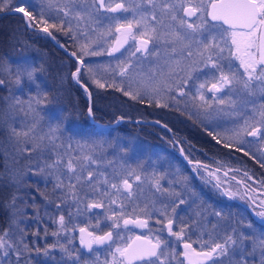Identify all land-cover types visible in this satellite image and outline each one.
Listing matches in <instances>:
<instances>
[{"label":"snow or ice","instance_id":"obj_1","mask_svg":"<svg viewBox=\"0 0 264 264\" xmlns=\"http://www.w3.org/2000/svg\"><path fill=\"white\" fill-rule=\"evenodd\" d=\"M12 3L13 0H0V12L12 11ZM54 4L55 0H47L46 7L48 11L52 10ZM143 5H147L150 11L145 10ZM36 6L35 4L30 5L34 9ZM101 9L107 13L131 11L133 14L132 20L117 22L114 29L109 25L107 31L99 33L100 40H103L105 44L111 41L108 54L112 55L120 52L130 39L137 46L135 51L130 53L127 63L117 64L116 69L112 70L115 75L128 80L129 90H126L122 85L117 86L115 80L112 83L103 82L100 78H97L93 67L85 63V57L98 56L101 55V52L92 51L93 44H97L99 41L89 38L87 30L83 32L86 42L79 43L78 51L70 53V56L76 62L71 77L82 89L89 102L87 108L89 115L93 113V93L89 90L90 86L85 82V77L96 88H117L124 96L130 97L133 101L139 100L143 103L144 95H150L151 98L147 102L149 104L155 102L158 107H169L168 102L162 103L161 100L173 101L178 105L180 100L177 97L187 98L191 102L193 110L189 112L190 117L200 114L207 117L216 105V111L235 116L238 121H242L230 130L231 135L228 136L229 141L234 140L236 143H224V147H236V150L244 152V155H249V153L244 148L237 147V144L251 143V141L245 139L246 136L258 137L261 141H264V0H140V4L133 9L126 7L123 2L113 4L111 0L108 3L105 0H65L63 7L56 5V13L57 16L63 13L64 17L69 18L68 28L64 27L63 20L57 24L55 22L50 23L49 18H45V0H40L38 16L33 15V12L27 11L23 6L16 7L14 11L22 13L27 18V26L38 28L40 32L53 40H56L54 31L62 32L77 40V34L71 28V19L75 18L77 21H83L87 17L89 21H93L94 14L100 15ZM157 9L160 12L159 17L156 14ZM109 19L116 20L117 18L109 17ZM197 35L201 39H195ZM209 37L211 38L209 39ZM193 44L196 45L195 51L192 50ZM157 45H162L165 50L162 63H158L155 69H149L147 73L139 71L133 77L132 72L135 66L132 58L138 59V53L141 56H155L158 61L161 60L162 54ZM152 48L157 50L154 52ZM226 49L228 52L227 57L224 55ZM233 57L239 61L236 71L232 70L233 65L229 59ZM226 59L229 60L227 72L224 71V64L222 63ZM239 69H242V71ZM41 70L43 69H37L27 62L13 64L7 60H0V74H6L7 76V79L0 78V86L6 84L20 86L23 78L35 83L34 74ZM209 73H211L209 78L198 85H193L195 87L194 93L185 90L189 87L190 81L198 79L200 75L207 77ZM36 87V95L30 94L26 101L14 95L2 99L10 110L19 108L20 111H24L26 106L30 113L38 115L40 106L48 102V93L43 92L40 85H36ZM226 87L233 94L238 89L241 95L237 96L236 99H232L231 96L228 99L220 98L218 93ZM173 90L176 91V96L169 95ZM209 94L211 99L208 98ZM157 123L159 122L157 121ZM37 124L38 121L27 127L26 130L17 129L9 124L8 135L14 143L31 144L30 148H17V152L35 151L41 147V142L45 139L52 144L58 138L56 134L61 130L62 121H58L54 127H51L47 136L42 135L39 137L35 135ZM164 127L167 128V125H164ZM207 134L214 140L222 142L218 139V134H214L213 131H208ZM77 147L82 148L84 146L77 145ZM69 148H71V145H69ZM0 156L4 158V168L7 171L9 153L0 151ZM80 159V157H76L75 160L69 158L64 163L63 159L58 157L47 165V167L55 169L64 164L68 173L75 177L76 183L70 182L68 185H65L60 177H56L53 189L55 191L67 187L73 200H78L76 184L82 180H86L91 184L94 179V173L91 171L87 173L86 177L77 174V165ZM253 159H256V157L253 156ZM83 161L84 163L79 165L81 170H83L84 164L98 163L91 154L83 156ZM257 162L260 163L259 160ZM109 163L111 164V161ZM197 165H199V162H197ZM203 167L206 168L207 166ZM261 167H264V163H261ZM215 175L214 172L209 173L211 177H215ZM244 175L247 176L248 174L244 173ZM9 176L10 182L17 185L22 179V177L18 179L11 172H9ZM2 177L3 174L0 173V178ZM164 178L163 174L155 172L151 175L142 176L135 168L130 167H125L120 172H114L112 179L118 182L110 183L109 178L105 176L103 184L109 185L110 189L115 190L117 195L123 194L129 200L134 199L138 191L142 192L140 185L145 181L152 185L156 193H159L162 197H167L169 200L168 204H163L160 208L155 207V201H153L151 208L147 205L140 208L137 204L133 207L131 214H126L125 205L122 203L119 215L113 211L112 215L107 217V219L113 221L112 228L120 227L117 222L119 220H123L125 226L135 225L139 228H148L149 219L155 212L159 215L156 222L161 225L160 231L166 229L170 237H175L176 241L183 243V252L179 255H182L188 264H225V261H227V264H264V231L257 233L252 221L245 223L243 219L237 220L235 222L236 226L231 228V231L225 235L222 242L216 241L211 234H208L209 238L207 240L200 237L197 240H191L187 225H177V220L180 218L176 209L179 205L185 204L186 201L180 199V192L162 186L161 180ZM169 183L171 184V182ZM176 183L179 184L180 181ZM238 183L245 184L247 188V191L240 198L250 201L255 215L264 224V191H261V189H264V181L258 182L260 184L259 189L248 187L245 181H239ZM214 186L217 188L221 186L218 177ZM93 190L96 189L93 188ZM222 194L229 198L240 195L230 189H225ZM100 195L110 196V192H102ZM16 199V195L13 194L10 202L5 205L6 208L13 210V214L17 211L15 207ZM115 203V199L109 200V204ZM169 205H171L170 211ZM57 207L59 208V205ZM102 207H104L102 203L94 202L88 205V208ZM109 210L111 211V209ZM137 211L148 218H141L140 215H137ZM126 215H134L135 218H125ZM215 215L223 218L220 212H216ZM58 222L63 230L65 216L60 215ZM177 226L178 230H174V227ZM95 227L100 228L99 222ZM215 227L213 225V228ZM79 232L80 244L87 248L89 252L94 251L93 245H107L111 248L112 244L115 243L112 230L97 235L89 231L88 228L81 227ZM7 235V229L0 235V251L3 253V257H0V259L8 257L9 249L16 251L15 246L5 238ZM52 235L55 236L58 233L54 232ZM203 235L204 233H201V237ZM193 244H199L200 250L193 247ZM24 247L26 248L27 245H24ZM50 247H55V245ZM44 251L47 254L48 250L45 249ZM16 255L19 257V252H16ZM171 260H176L177 264H183V261L178 259L175 247H170L169 241L161 239L160 236H156L154 240L136 236L130 243L123 246L117 245L114 251L111 252V259H105L103 264H132L133 261H140L143 264H170Z\"/></svg>","mask_w":264,"mask_h":264},{"label":"rangeland","instance_id":"obj_2","mask_svg":"<svg viewBox=\"0 0 264 264\" xmlns=\"http://www.w3.org/2000/svg\"><path fill=\"white\" fill-rule=\"evenodd\" d=\"M126 7L129 9L135 8L138 4H140V0H121ZM106 3L109 2V0H105ZM112 2V1H111ZM37 5L35 9L33 7H30V5ZM65 4V0H55V4L51 11H48L46 5L47 0H45V18H53V17H62L64 21H67L69 18H66L63 16V13H60L59 16H57L56 13V5H59L60 7H63ZM25 7L27 11L33 12V15H37L40 11V0H13V3L11 7ZM143 8L145 10H149L147 5H143ZM77 10H79L77 8ZM126 14V20H132L133 14L131 11L123 13ZM157 16H160L159 9H157ZM95 17L100 18L99 25L97 26V29L100 30L98 33H96V37L99 38V33L103 31H107V28L109 25H111L114 29V26L118 22V20L109 19V17H115L114 15L107 13L105 11H102V13L99 16ZM26 17L23 16V20L26 23ZM75 19V18H74ZM87 19V17L85 18ZM76 20V19H75ZM77 21V20H76ZM50 23L51 20H49ZM197 23L199 21H196ZM167 23V21H166ZM38 33L41 35L46 36V34L40 32L38 30ZM79 33V32H77ZM215 35V33H213ZM47 37V36H46ZM78 39L75 41V47L76 51H78V44L85 41V37L82 35L77 36ZM211 37H209L210 39ZM93 40V38H91ZM114 39V37H113ZM195 39H201L199 35L195 37ZM111 41H109L108 44L104 43V49L108 54V49L110 47ZM152 46L150 45V48ZM157 47L160 49L162 58L161 60H157L155 56H141V54H137V58H132L133 65L135 66L134 71L132 72V76L135 77L136 73L139 71H143L147 73L149 69H155L158 63H162L163 54L164 51L162 50V45H157ZM196 45L193 44L192 50L195 51ZM102 49V47H101ZM101 49L92 47V51L99 52ZM156 48H152V51H156ZM135 48L133 43H129L127 47L124 49V51L121 52L120 55L114 56L109 55L107 57H103L101 61L97 60L95 63L90 64V66L93 67L94 71L96 72L97 78H100L103 82H113L115 80V83L117 86H123L126 90L128 89V80L126 78H121L118 75H115L113 73V69H116L117 64L120 63H127L128 59L130 58V53L134 52ZM23 57V56H22ZM22 57L15 60V63L22 61ZM76 66V62H75ZM39 69V68H37ZM118 71V69H117ZM34 75L39 77V71H37ZM71 75V72H70ZM72 78V77H71ZM87 78V77H86ZM88 79V78H87ZM24 82H27L26 86L34 87L37 91L36 85L38 84L37 81L35 83H32L28 81L26 78H23ZM90 81V80H89ZM203 82V80H199ZM91 82V81H90ZM193 84L197 85L195 80L190 81L189 87L186 88V91H189L191 87H193ZM21 86V85H20ZM20 86H16L14 84L7 85V90L11 88V92L8 91V95H14L16 97H19L21 100H27L29 95H35L33 94L32 90L29 88H24V92L21 94L20 92ZM135 87V85H133ZM41 89V87H40ZM117 89V88H116ZM18 91V92H17ZM32 92V93H29ZM169 95L176 96L177 93L175 90H173ZM6 97V96H5ZM24 97V99H22ZM144 99L148 100L151 98L150 95H144ZM178 98V97H177ZM161 102H168L169 107L175 109L174 117L175 120L176 114L178 111V105L173 101H165L161 100ZM156 104L155 102H153ZM184 103L186 106H188L190 111L192 110L191 102L185 98ZM6 105V103H5ZM46 105H41L38 109V115L35 113H30L26 106L24 111H20L19 108L13 110L9 109L7 105L5 106L6 110L8 111L7 114L3 115V112L0 111V120H2L4 125V128H6V132L3 139V143H5V148L8 149V153L11 155V160L13 161L12 170L17 175H20L24 172H29V174H25V180L27 177H30L35 182H40L43 185L48 184L49 186H45L44 194H47L48 199H51L58 204L60 203V207L58 208L59 211H64V216H66L75 223V228H77L79 225H82L91 232H94L96 234L101 233L107 229H111L113 231V239L115 240V243L112 244L111 248H109L107 245H104L102 247H95L93 248L94 251L85 253L80 247L74 248L73 245L68 244V246L63 249L62 251H54V253H42L39 254L38 251H35L33 255L27 257L23 261L20 262V264H103V261L105 259H111V252L114 251L115 247L117 245L123 246L127 242V240L135 233H142L149 238H154L156 236H160L161 239L167 240L170 243V247H175L178 259L181 258L179 255L181 253L180 243L176 241L175 237H170L168 233L164 231H160L161 225L158 224L156 221L159 218L158 213L153 212L151 218L149 219V226L147 229H144L143 231H139L133 227H128L123 224H121V220L117 221L120 225L119 228H112L113 221L107 219L108 216H111L113 211L119 215L120 213V205L123 203L125 205V212L126 214H131L133 207L135 205H139L140 208H144L145 205H147L149 208L152 207L153 201H155V207L160 208L163 204H168L169 200L167 197H162L159 193L155 192V189L152 187V185L145 181L143 184L140 185V188L142 189V192L138 191L135 198L132 200H129L126 196L123 194L117 195L115 190H111L109 185L103 184V179L105 176L109 178L110 183L112 182H118L116 180H113V174L114 172H120L125 167L135 168L139 174L142 176L144 175H151L153 172L158 174H163L164 179L161 180V184L164 188H169L170 190H175L177 192L181 193L180 199H183L186 201L185 204H182L184 207V210H188L189 212H192L190 216L187 217H181L179 221L189 220L187 224H181L177 223L178 226H184L187 225L189 231L188 235L191 237V240H197L198 237L207 240L209 238L208 234H211L215 240L217 241L220 237L227 234L231 231V228L235 225V222L237 220L243 219L245 217V213L249 214L253 219L256 220L257 225H254V229L257 231V233L264 231V224L261 223V219L257 217L253 211V206L250 204V201L247 199H241L240 196L243 194L238 190L237 186L231 182L229 188L233 192H238L240 195L229 198L228 196L224 195L225 202L233 201L235 202L239 207L237 211H224L222 214L223 218L217 217L215 215L218 210H216V204H219L218 202L212 203L209 202L205 196L201 193H197L191 186V184H188L187 177L185 175H180V167L178 166V163L173 157V153H171L170 150H167L163 147H153L148 145L145 141L136 139L132 136L129 137H113V134H106L102 133L99 135H94L91 132H74L69 131L65 129L64 126V120H65V113L62 110L61 107H51L49 106L45 107ZM217 106L214 107V110L211 112L210 115L213 114L215 116V113H218V111L215 110ZM19 110L20 113H16V111ZM9 114V116H8ZM21 114H24L23 116H19ZM18 115V116H17ZM202 119H208L209 116L205 117L203 114ZM219 115V113H218ZM222 116V115H221ZM221 116L218 117L217 125L218 129L221 128L222 130H227L228 128H234L229 123H242V121H238L237 117L235 116ZM14 117V119H13ZM23 117V118H22ZM162 117L167 118L168 120H171L167 114H162ZM23 119V120H22ZM22 121V122H21ZM37 128L35 131V135L37 137L39 136H47L49 134V129L51 127H54L58 121H62V127L61 130L56 134L57 139L54 141V143L50 144L47 139L41 142V147L37 150L32 151L33 153L31 155L36 156L35 158L23 160V161H17V159L23 157L29 152H17V148H24V147H31V144L24 145V144H16L13 140L9 138L8 135V126L11 124L13 127L16 126L17 129L26 130L27 127H30L33 123L37 122ZM220 129V130H221ZM227 134V133H226ZM7 144H6V142ZM69 145H73V148H69ZM77 145H83L84 147L78 148ZM4 151V144L3 146ZM68 149H73V153H68ZM91 154L94 159L98 161L97 164H91L87 163L84 164L83 170L80 168V164H83V156ZM58 157H61L64 161V163L67 162L69 158H73L75 160L76 157H80V161L77 165V174L81 175L82 177H86L87 173L89 171L94 173V179L91 184H89L86 180H82L80 183L76 184V191L78 195V200H73L71 197V193L68 192L67 187L64 189H54V185L56 183V177H60L65 185H68L71 183H76L75 177L72 176L70 173H68L66 167H64V164L59 165L57 168H49L47 165L51 164L53 161H55ZM17 161V162H16ZM111 161V164L109 163ZM22 162V163H21ZM42 170V171H41ZM51 173V175H49ZM244 177H248L243 175ZM20 179V178H18ZM177 181H180V183H176ZM251 181V180H250ZM30 183V181H28ZM28 182H25L23 180H20V183L18 185H27ZM131 182V181H130ZM171 182V184L169 183ZM214 185H216L215 181H212ZM253 182V181H251ZM31 184V183H30ZM37 185V183H35ZM17 185V184H14ZM221 185V184H220ZM32 189L38 191V188L33 186ZM136 186L134 185V188ZM223 187L222 185L220 188ZM93 188L96 190L94 191ZM224 188V187H223ZM226 188H224L225 190ZM34 190V191H35ZM110 192V196H101L100 193L102 192ZM16 201V209L17 211L13 214V210L10 211V221H11V234L15 236V238H18L21 240L22 238V222H24V217L22 216L21 212V204L20 199H22V196H17ZM110 199H115V204H109ZM102 203L104 207L102 208H88V205L91 203ZM182 205H179L182 206ZM179 207L176 209H179ZM216 209H215V208ZM171 205H169V211H170ZM111 209V211L109 210ZM44 210V209H43ZM216 210L215 212H213ZM259 210V209H257ZM58 211V210H57ZM46 215L51 216V219H53L54 212H46L44 211ZM59 212V213H60ZM199 213V215H197ZM31 216V213H29ZM36 214V217L38 214L36 212L33 213V216ZM137 215H140L141 217L148 218L143 215V213H139L137 211ZM134 216V215H133ZM56 219H59V216L56 217ZM244 220V219H243ZM15 221V223H13ZM178 221V220H177ZM99 222L100 228L97 229L95 225ZM80 223V224H79ZM245 223L247 221L245 220ZM213 225L216 227L213 228ZM178 226L174 227V230H178ZM250 231V230H249ZM201 233H204V235L201 237ZM118 234V235H117ZM193 247L197 248V250L200 249L199 244H193ZM0 257H3L2 251H0ZM79 257V259H77ZM173 264H177L176 260H171ZM0 264H9L8 258L0 259ZM134 264H143L142 262H134ZM225 264H227V261H225Z\"/></svg>","mask_w":264,"mask_h":264},{"label":"trees","instance_id":"obj_3","mask_svg":"<svg viewBox=\"0 0 264 264\" xmlns=\"http://www.w3.org/2000/svg\"><path fill=\"white\" fill-rule=\"evenodd\" d=\"M100 13H102V11H100ZM49 20L59 24L63 19L62 17H53L49 18ZM99 21L100 18L95 16L93 21H89L88 19L83 21H76L74 18L71 19V28L77 36L82 35L85 37L83 32L87 30L89 38L99 41L97 44H93L92 47L98 49H101L102 47L99 51L101 52V55L85 57V63L88 65L95 63L97 60L101 61L103 57L105 58L109 56L106 52H104L105 49L103 40L96 37V33H98V31L100 32V30L97 29ZM68 26L69 19L64 21V27L68 28ZM54 35L56 36V41L58 43L70 51H76V47L74 45L75 41L71 38V36L56 31H54ZM20 57H22V61L19 62H27L35 68L43 69L39 71V77L37 76L36 78V75H34V79L35 81L39 80L37 83L41 84V90L48 93V102L44 105L47 107L49 106V108L61 107L64 111L65 129L71 132H91L94 135L102 133L108 135L112 133L113 137L132 136L136 139L145 141L150 146L163 147L170 151L171 149H176V144L173 140L180 142V137L176 131V125L173 119L175 109L158 107L154 103L149 104L147 102L148 100L144 98L143 103L139 100L133 101L130 97L124 96L123 93L118 91L116 88L98 89L85 77V82L89 84V90L93 93L92 118L102 123H113V125L106 129L95 128L89 121L87 111L88 101L85 94L72 80L70 75V72H72L75 68V60L67 55L62 49L55 46L46 36L39 34L38 30L27 26L21 13H0V60H7L15 64V60ZM0 78L7 79V76L6 74H0ZM107 83H111V81ZM26 84L27 82L22 80L19 93L22 94L24 92V88L26 87L32 90L33 94L37 93V91H34V87H28ZM7 85L10 84L0 86V111L3 112V115L1 116H4L8 112L5 111L6 105L5 101L2 99L5 96H10L8 95V91L11 92V88L7 90ZM22 99H24V97ZM12 110L14 113V109ZM16 113L18 114L20 111L17 110ZM165 113L171 120L162 117V114ZM19 116L24 117V114ZM118 117H123L125 119L117 121ZM129 118L147 120L156 119L169 127L171 136L165 127L151 122H134L130 121ZM2 120H0V151H3V147H1V145L3 146L4 144V151L8 152V149L5 148V143H3L2 139L7 130L4 128V125H2ZM184 139L187 145L186 143L183 144L180 142L181 147L184 150L187 149L188 145L199 144L197 142H193V138L191 136ZM71 147L73 148V145H71ZM67 151L68 153L74 152L73 149H68ZM32 153L33 152L27 153L23 157L17 159V161L19 162L27 160V158L29 160L35 158L36 156L31 155ZM7 163L8 170L6 171L4 168V158L0 156V173L3 174V177L0 178V235H2L7 229L8 235L5 238L9 240L16 249V251L9 249V255L7 257L9 264H20L21 261L33 255L35 251L42 254L45 253L44 250L47 249L48 253H54V251H62L68 246V244L73 245L74 248L78 249L79 243L75 232L74 221H71L66 216L65 225L62 230L56 217L63 215L64 211H59L57 205L60 207V203L58 204L57 202L48 199L47 194H44V191H46L44 187H48L49 185H43L40 182H35L30 177H27L25 180V174H29L30 171L24 172L25 174L22 173L19 177V175L14 173L12 170L13 161L11 160L10 154ZM9 172L15 174L17 178L22 177L20 180L25 182L30 181L35 188H38L40 193L35 189L34 191L29 182L27 185L22 184L21 186L11 183ZM35 183H37V185ZM199 183L201 185L200 187H202L205 192H210V188L213 184L211 179L201 176ZM13 194L22 196V199H20V203H22L21 212L25 221L22 222L23 232L21 240L15 238V236L11 234V208L5 207V205L10 202ZM227 207L230 211L235 212L239 206L230 200ZM44 211L54 212L53 219H51V216L46 215ZM34 212L38 214L37 217L36 214L33 216ZM29 213H31V216ZM243 219L247 222L252 221L255 226L257 225L256 220L247 213H245V217H243ZM188 222V219L177 221V223H180L179 225L187 224ZM54 232L58 233V235H52ZM225 235L220 237L217 241L222 242ZM24 245H27V247L25 248ZM51 245H55V247H50ZM16 252H19V257H17Z\"/></svg>","mask_w":264,"mask_h":264},{"label":"flooded vegetation","instance_id":"obj_4","mask_svg":"<svg viewBox=\"0 0 264 264\" xmlns=\"http://www.w3.org/2000/svg\"><path fill=\"white\" fill-rule=\"evenodd\" d=\"M111 1H112L111 3L113 4H115L116 2H122L121 0H111ZM100 11H104V10L101 9ZM110 14L114 15L117 18L118 22H126L125 21L126 14H123L121 12L110 13ZM129 43H133L134 48L137 46L136 43L131 39L129 40L128 44ZM128 44H126L125 47L121 49L120 52L114 53L112 55L114 56L120 55ZM162 50L165 51L163 46H162ZM224 55L226 57L228 56L227 49L225 50ZM229 59L231 60V63L233 65L232 70L236 71L239 66V61L235 60L234 57ZM222 63L224 64V71L227 72L229 60L226 59ZM239 70L242 71V69ZM210 76L211 73H209L207 77L205 75H200L198 79H194V80L198 85L200 82L199 80L204 81L206 78H209ZM189 91L194 93L195 87H191ZM240 95L241 93L239 92L238 89L235 91V94H233L232 92L229 91L228 87L224 88L220 93H218V96L223 99H228L229 96H231L232 99H236L237 96ZM208 98L211 99L210 94L208 95ZM178 99L180 100V103L178 104V111L174 122L176 125V131L180 137V142L185 144L186 142L184 138L191 136L193 138L192 141L197 142L199 144L188 145L187 149L184 150L181 147L180 142L175 140L177 142L176 149H171L172 150L171 153H173V157L178 163V166L180 167V175L181 176L185 175V177H187L186 180L188 184H191L192 188L197 193L203 194L205 196L204 198H206L209 202L215 204L218 202L219 204H216L217 209L215 207L214 208L218 210V212L223 214L224 211H230L229 209H227L229 201L225 202L224 200L225 197L222 193L224 192V188L226 189L229 188L231 182H233L237 186L238 190L242 194H244L247 191V188L245 187V184L238 183L239 181H245L248 187L254 189H259L260 184L258 182L264 181V167H261V163H264V141H261L258 137L246 136L245 139L251 141V143H246L243 145L237 144V147L244 148V150L248 152L249 155H244V152L237 151L236 147L226 148L224 147V143H236L234 140L233 141L228 140V136L231 135L230 130L233 128H231L230 126V128H228L227 130H222L221 128L217 130L218 125L216 121L219 120L218 119L219 116L221 115L227 116L228 114L218 112L219 115L218 113H215V116H213L212 114L209 116L207 120L202 119V115H192L190 117L189 116L190 110L188 106H186L184 103L185 98L178 97ZM215 106L216 105H214V107ZM222 116L221 118L223 119ZM229 124H231L232 127L237 126V122H235L234 124L233 123H229ZM165 129L168 131V133L170 132L169 127L168 129L167 128ZM208 131H213L214 134H218V139H220L222 142H218L217 140H214L211 136L207 134ZM195 139L198 141H196ZM181 149H183V151H181ZM177 151H180L184 158L178 155ZM253 156H255L256 159H253ZM258 160L260 161V163L257 162ZM197 162H199V165H197ZM203 166H207V167L205 168ZM213 172L216 174L215 177L209 176V173H213ZM225 173H227V175H225ZM244 173H247L248 177H244L243 176ZM201 176L211 179L212 181H215V183L217 182V177H218L220 184L224 188L223 187L217 188L214 186V184H212V187L210 188V192L208 191L205 192V190H203V188L200 187L201 185L199 182ZM250 180L253 181L252 182L253 184L251 183ZM261 191H264V189H261ZM183 207H184L183 205L179 207V209L177 210V214L181 217L190 216L192 212H189L188 210H184ZM216 210H214L213 212H215ZM77 228H75V232ZM107 230H111V229H107ZM76 236H77V232H76ZM78 243L80 247L79 238H78ZM181 244L182 242L180 243V248L182 253ZM102 246L104 245H93V248L102 247ZM180 256L181 258H179V260L183 261V264H186L184 262L182 255ZM170 264H173L172 261H170Z\"/></svg>","mask_w":264,"mask_h":264},{"label":"water","instance_id":"obj_5","mask_svg":"<svg viewBox=\"0 0 264 264\" xmlns=\"http://www.w3.org/2000/svg\"><path fill=\"white\" fill-rule=\"evenodd\" d=\"M116 3H120V2H116ZM12 8V11H8V10H5V11H3V12H0V13H6V12H15L14 11V9L16 8V7H11ZM22 14V13H21ZM22 16H23V14H22ZM210 19V18H209ZM32 28V27H31ZM115 28V27H114ZM33 29H36V30H39L38 28H33ZM47 36V35H46ZM47 38L55 45V46H57L58 48H60V49H62L67 55H69L70 56V53L72 52V51H70L69 49H67L66 47H61V44L60 43H58L56 40H53L51 37H48L47 36ZM111 45V44H110ZM71 57V56H70ZM71 58H73V57H71ZM74 59V58H73ZM75 70V68L72 70V71H74ZM73 80V79H72ZM88 101V100H87ZM89 103V102H88ZM88 117H89V121L94 125V127L95 128H101V129H106V128H108V127H110L111 125H113V123H102V122H99V121H96V120H94L93 118H92V116L91 115H89L88 114ZM123 119H125V118H123V117H118V119H117V121H121V120H123ZM129 120L130 121H138V122H151V123H155V124H158V125H160V126H162V127H164V125L165 124H163V123H161L160 121H158V120H156V119H151V120H147V119H136V118H129ZM157 121L159 122V123H157ZM167 129H168V127H167ZM169 134L171 135V133L169 132ZM174 141V143L177 145V142L175 141V140H173ZM177 154L178 155H180L182 158H184L183 157V155H182V153L180 152V151H177ZM141 217V216H140ZM125 218H135V216H129V215H126L125 216ZM141 218H144V217H141ZM121 224H123V220H121ZM124 225V224H123ZM129 227H133V228H135V229H137V230H139V231H143L145 228H139V227H137V226H135V225H128ZM81 227H84V226H78V228L76 229V232H77V236H78V238L80 239V232H79V229L81 228ZM107 231H109V230H105V231H103L102 233H100V234H98V235H102L104 232H107ZM165 231H166V229H165ZM167 232V231H166ZM136 236H141V237H147L146 235H144V234H142V233H135V234H133L128 240H127V242L125 243V244H127V243H130ZM147 238H149V237H147ZM80 247L85 251V252H88L89 250L87 249V248H85V247H83L81 244H80ZM181 247H182V252H183V243L181 244ZM183 257V256H182ZM183 259H184V262L186 263V264H188V262H187V260L183 257ZM133 262H136V261H133ZM132 262V263H133Z\"/></svg>","mask_w":264,"mask_h":264}]
</instances>
